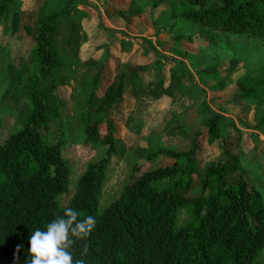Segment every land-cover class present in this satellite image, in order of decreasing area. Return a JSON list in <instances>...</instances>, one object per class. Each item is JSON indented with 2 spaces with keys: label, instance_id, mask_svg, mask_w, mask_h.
Returning <instances> with one entry per match:
<instances>
[{
  "label": "trees",
  "instance_id": "16d2710c",
  "mask_svg": "<svg viewBox=\"0 0 264 264\" xmlns=\"http://www.w3.org/2000/svg\"><path fill=\"white\" fill-rule=\"evenodd\" d=\"M16 0H0V19L6 17ZM167 3L170 20L183 18L199 31L175 40L191 42L194 35L210 40V31L264 40V0H155L153 7ZM81 0H63L58 11L36 17L31 60L35 72L30 86L31 112L23 126L0 143V264H27L28 238L36 228L63 214L65 208L78 211V219L92 215L96 225L87 240L74 241L73 259L86 264H264V205L258 191L239 171L228 184V165L222 158L198 161V137L202 131L207 144L220 140L221 115L203 107L201 127L189 149L165 152L168 162L149 166L133 165L120 195L98 209L105 172L115 152V125L109 117L114 105L139 91L135 84L154 73L150 64L125 62L115 67L104 83L103 63L87 73L80 114L82 138L87 144L102 145L105 153L80 174L72 196L65 204L58 197L68 190L70 167L60 150L61 140L50 144L40 136L47 129L46 106L39 95L40 80L50 77L63 65L55 48L58 36L67 32L71 42L75 25L69 20ZM181 7V12L177 9ZM116 12L127 18L142 13L130 0ZM64 22L68 31L60 29ZM148 47L150 41L144 40ZM264 95V68L235 81L231 101L261 103ZM263 122V121H262ZM185 210L187 217L178 223ZM86 254L81 255L84 246Z\"/></svg>",
  "mask_w": 264,
  "mask_h": 264
},
{
  "label": "rangeland",
  "instance_id": "374dc122",
  "mask_svg": "<svg viewBox=\"0 0 264 264\" xmlns=\"http://www.w3.org/2000/svg\"><path fill=\"white\" fill-rule=\"evenodd\" d=\"M83 5L70 14L75 25L71 42L67 32L55 40L63 62L50 77L40 80L39 95L46 106L47 129L43 140L56 144L70 167L68 190L58 197L63 205L74 192L80 174L105 153L102 145L87 144L82 138L80 114L87 73L103 63L104 83L115 67L125 62L150 64L158 73L134 86L139 93L125 96L109 112L115 125V152L111 156L98 209L114 201L123 190L133 165L149 166L168 162L165 152L183 153L203 121V107L221 115L220 140L207 144L198 137V161L222 158L228 165L226 181L232 184L239 171L260 194L264 205V95L261 103L231 101L235 81L264 68V40L210 31V40L194 35L191 42L175 40L176 31L188 35L199 31L183 18L170 20L167 3L153 7L155 0H135L139 16L123 17L130 0H81ZM63 0H16L7 16L0 19V143L18 131L31 112L30 86L35 72L32 49L36 17L58 11ZM181 12V7L177 9ZM60 29L68 31L64 22ZM144 40L150 41L148 47ZM263 121V122H262ZM187 217L185 210L178 223ZM264 259V251L260 254Z\"/></svg>",
  "mask_w": 264,
  "mask_h": 264
},
{
  "label": "clouds",
  "instance_id": "9594fccd",
  "mask_svg": "<svg viewBox=\"0 0 264 264\" xmlns=\"http://www.w3.org/2000/svg\"><path fill=\"white\" fill-rule=\"evenodd\" d=\"M78 211L65 208L62 215L36 228L28 238L27 264H86L84 259H73L70 248L74 241L87 240L96 225V219L87 215L78 219ZM84 246L82 256L86 254Z\"/></svg>",
  "mask_w": 264,
  "mask_h": 264
}]
</instances>
